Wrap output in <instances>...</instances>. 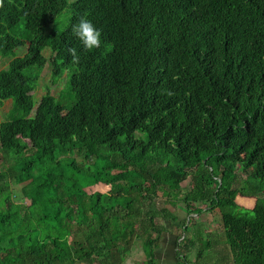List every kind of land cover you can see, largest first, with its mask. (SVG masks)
<instances>
[{
  "label": "trees",
  "instance_id": "16d2710c",
  "mask_svg": "<svg viewBox=\"0 0 264 264\" xmlns=\"http://www.w3.org/2000/svg\"><path fill=\"white\" fill-rule=\"evenodd\" d=\"M84 13L111 47H82ZM4 62L0 264H122L136 240L154 264L180 202V264L222 236L223 260L264 264V0H4Z\"/></svg>",
  "mask_w": 264,
  "mask_h": 264
},
{
  "label": "crops",
  "instance_id": "0c3cea01",
  "mask_svg": "<svg viewBox=\"0 0 264 264\" xmlns=\"http://www.w3.org/2000/svg\"><path fill=\"white\" fill-rule=\"evenodd\" d=\"M245 202L250 203L251 199L249 198V199L245 200ZM240 204H242V203L240 202ZM181 206L182 205L178 204L175 209L171 208L169 206L170 212H172L173 215L175 217H177L173 222V226H179L180 227L183 223V220H185L187 218L186 209L184 206H182V207ZM208 215H210V217ZM204 218H206L207 222L213 220V217L210 213H204ZM217 224H219V223L217 222ZM164 225H165V227H167L166 222L164 223ZM212 225H213V223H211L210 226H209V223L207 224L208 230L205 231V232H207V239L210 238L212 236V233L215 232V229H213V230L211 229ZM173 226L170 225L169 227H167V230L165 229L164 231H162V233L160 235V239L158 240V242L154 246V249H153L154 264H180L179 260H178V256L176 254V251L178 248L177 242L180 239L176 238L177 233L174 231ZM219 238H220V240L216 241L217 245H215V249H211L209 256L207 258H205L203 261L199 262L198 264H216L217 262H221V261H223L221 264H229L227 261L223 260V257L227 254V249H226V246L224 245V242H223L224 238H223V236L219 237ZM135 242H137V243L139 242L141 244V242L139 240H136ZM137 243H134V246ZM137 249L134 253L131 250L132 253L130 252V254H128L124 258V261L122 264H147L145 261L146 257L143 253L142 245H141V248L138 246ZM139 251H141V254L139 253ZM188 259L190 260V262H192V255ZM95 264H97V263H95Z\"/></svg>",
  "mask_w": 264,
  "mask_h": 264
},
{
  "label": "rangeland",
  "instance_id": "374dc122",
  "mask_svg": "<svg viewBox=\"0 0 264 264\" xmlns=\"http://www.w3.org/2000/svg\"><path fill=\"white\" fill-rule=\"evenodd\" d=\"M65 12V11H64ZM63 12V13H64ZM46 54H48L47 52H45ZM5 65H6V62H4V63H0V68H2V67H5ZM46 72H47V68H45L43 71H42V76L43 77H40L39 78V80H38V82H37V86H36V89H35V91H33V93H34V100H35V102L37 103V101H38V99H39V97L41 96V95H43L44 93H45V91H47V89L45 88V86H46V84H47V78H48V75L46 74ZM59 89V86L58 87H55V86H52V88H50L49 89V91H50V93H56L57 92V90ZM57 94V93H56ZM55 94V95H56ZM8 111H9V102H5V104L3 105V107H1V109H0V119H3V118H5V114H7L8 113ZM186 183L187 182H183V183H181V186L183 185V186H185L186 185ZM187 185H188V183H187ZM88 190V189H87ZM90 190H99V191H105L106 190V187L105 186H103V185H95V186H92L91 187V189ZM11 193H12V199L14 200V201H16V202H24L25 204L27 203L28 204V202H29V200L28 199H26V198H23L22 196H21V194H20V192H19V189L18 188H13L12 190H11ZM251 199V202L250 203H248V202H245V200H247V199ZM236 201L237 202H239V204H240V202L242 203V204H240V206L242 207V208H251L252 207V205H253V203H255V198L254 197H246V196H242V195H238L237 197H236ZM178 204H180V205H182V206H184L181 202L180 203H178ZM181 206V207H182ZM180 209V208H179ZM184 216V215H183ZM187 216V215H186ZM209 217H210V215H208ZM182 217V216H181ZM177 218V217H176ZM211 219V218H210ZM217 219H213L212 221H209V226H210V224L211 223H213V225H212V230L213 229H215L216 231H220V225L219 224H217ZM167 223V222H166ZM207 225V224H206ZM167 227H169L170 225H169V223H167V225H166ZM206 230H208L207 229V227L206 226H203L202 228H201V230L200 231H202V233H204L203 235H202V239H204V240H206L207 239V232H205ZM134 243H137V242H134ZM140 247L141 248V244L138 242L135 246H134V244H133V246L131 247V249H130V252H131V250L133 251V253L136 251V249H137V247ZM138 250V249H137ZM142 250V249H141ZM132 253V252H131ZM139 253L141 254V251H139ZM130 254V253H129ZM178 260H179V262L180 263H182V261H183V256L181 255L180 256V258H178ZM195 264H197V263H195Z\"/></svg>",
  "mask_w": 264,
  "mask_h": 264
},
{
  "label": "clouds",
  "instance_id": "9594fccd",
  "mask_svg": "<svg viewBox=\"0 0 264 264\" xmlns=\"http://www.w3.org/2000/svg\"><path fill=\"white\" fill-rule=\"evenodd\" d=\"M4 0H0V6H3ZM70 13L65 11L60 16V21L63 24L69 23ZM73 34L78 38L82 47L86 50L99 49L103 45L105 48L111 47L110 44L104 42L102 37L101 28L97 27L95 22L89 18L87 13L82 14L78 21L71 24ZM69 51L72 54L73 60H78L77 49L75 47L70 48Z\"/></svg>",
  "mask_w": 264,
  "mask_h": 264
}]
</instances>
